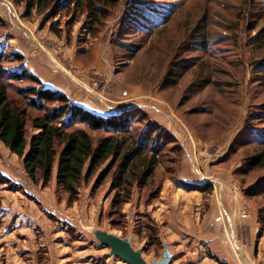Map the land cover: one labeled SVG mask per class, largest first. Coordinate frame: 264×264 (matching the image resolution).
<instances>
[{"label": "rangeland", "instance_id": "obj_1", "mask_svg": "<svg viewBox=\"0 0 264 264\" xmlns=\"http://www.w3.org/2000/svg\"><path fill=\"white\" fill-rule=\"evenodd\" d=\"M133 1L155 13L151 20L131 16ZM157 18L167 20L159 26ZM51 23L61 30V36L51 32ZM84 23L85 16L71 19L64 12L46 22L44 16L34 12L25 16L23 6L11 0H0V52L9 55L24 51L37 56L35 51L44 52L42 42L46 37H39L41 34L54 36L63 47L74 49L81 60L90 61L94 55L106 73L88 71V82L83 85L79 74L84 76V72L74 70L73 82L94 97L98 116L118 115L122 108L140 106V110H129L146 114H132V119L138 117L130 130L136 139L154 133L150 124L157 120L162 134L157 140L154 133L150 149L159 153L160 168L148 187L139 191L134 185L131 201L115 214L110 210L111 173L106 174L105 165L93 176L82 178L77 200L68 203V195L56 186L54 177L46 184H33L24 172L22 160L0 143V175L9 180L8 185L0 186V264H125L102 246L100 236L109 234L129 238L132 248L141 250L142 258L151 264L161 259L163 246L156 223L144 205L151 202L157 184L178 160L173 132L184 143L181 131L186 129L192 136L189 129L197 124L202 130L213 127L209 136L217 135L220 125H227L225 131L235 136L238 127L242 132L246 123L252 129L254 142L245 156L264 154V0H117L97 38L90 37ZM132 49L134 56L129 55ZM20 67L24 68L23 63L9 58L3 63L6 70ZM129 83L146 91L144 100L126 101L117 93ZM12 86L17 89L30 84ZM9 94L17 99L14 91ZM150 103H158L164 110L158 113ZM40 114L29 110L27 138L35 132L31 119ZM74 129L85 130L94 145L111 136L106 130L92 131L82 125ZM234 141L223 140L224 146L230 142L231 147ZM194 167L190 180L203 186L201 171ZM263 176L264 171L255 173L250 189L256 190L254 184ZM216 188L218 200L221 192ZM196 248L211 260L209 248ZM177 253L169 264H203L198 258L180 262Z\"/></svg>", "mask_w": 264, "mask_h": 264}, {"label": "trees", "instance_id": "obj_2", "mask_svg": "<svg viewBox=\"0 0 264 264\" xmlns=\"http://www.w3.org/2000/svg\"><path fill=\"white\" fill-rule=\"evenodd\" d=\"M11 1L16 6H23L25 16L34 12L44 16L46 22L61 15L62 12L71 16V19L76 16H85L86 31L92 39L97 38L99 29L104 26L117 2V0ZM133 3L135 9L131 10L134 13L131 16L138 15L142 16L144 21L151 20L154 12H150L149 8L139 1H133ZM157 20L160 26L167 19L157 18ZM50 30L55 36H61V30L55 23H51ZM133 51L135 49L129 51L130 56H134ZM7 58L18 64L24 61V57L19 53L6 55L0 52V143L11 154L22 160L24 172L33 184L37 185L40 182L46 184L54 177L56 186L68 195V203H74L79 195L78 188L82 178L93 176L105 165L106 174L111 173L110 189L113 197L110 210L119 214L122 207L131 201L134 185L141 191L153 183L154 175L161 164L157 158L159 153L150 148L154 146V133L157 134V140L162 134L160 126L152 122L150 126L155 128L154 133H147L140 140L136 139L130 135V130L131 123L138 119V117L132 119V114L139 110L126 111L108 117L98 116L83 107L71 104L65 94L45 88L40 80L25 68L4 69L3 63ZM12 83L30 84V86L15 89ZM10 91L15 92L17 99L10 96ZM28 109L41 113L31 119L35 132L29 138L26 136ZM135 114H140L141 117L146 116L140 111ZM77 125L85 126L92 131L106 130V133L111 136L98 140L94 145L85 130L74 129ZM220 126L223 129L218 128L217 135L222 130L225 131L227 127V125ZM212 128H210L211 131ZM251 130L245 123L243 131L228 152L235 158H242L241 167L235 173L244 179H253L255 173L264 171L263 153L245 156L246 150H249L248 146L254 142L251 139L253 136ZM259 140L262 141L261 138ZM177 148L178 160L170 172H165L167 177L175 173L176 165L181 158L182 149L179 146ZM8 184L9 180L0 175V186ZM254 185L256 190L249 189L248 196L256 198L259 204L260 236L264 232V176ZM182 186L188 191L209 190L206 185L183 183ZM153 196L155 193L151 194V197ZM210 258L218 264H226L212 255Z\"/></svg>", "mask_w": 264, "mask_h": 264}, {"label": "crops", "instance_id": "obj_3", "mask_svg": "<svg viewBox=\"0 0 264 264\" xmlns=\"http://www.w3.org/2000/svg\"><path fill=\"white\" fill-rule=\"evenodd\" d=\"M39 37H46L45 42H42L46 52L35 51L38 55L32 57V54L23 51L21 54L24 57V68L35 75L45 88L63 93L72 104L99 114L94 97L82 92V89L79 90L86 88L73 82L71 74L74 70L84 72V76L81 74L79 76L82 78L81 84L85 85L88 82V71L98 70L105 74V67L94 55L90 61L81 60L74 49L71 48L70 51L69 48L63 47L54 36L40 34ZM54 55H59V58H55ZM65 65L68 70L64 71ZM145 92L129 83L121 87L117 93H121L126 101H130L132 98L144 100ZM151 105L158 113L160 109L164 110L158 103ZM132 107L122 108L118 113L132 110ZM134 108L140 110L141 107L136 105ZM182 120L184 121L183 118ZM154 122L158 123L157 120ZM168 130L169 128L166 129L167 133ZM189 130L192 136L186 129L181 131L184 143L173 132V138L182 149L181 158L176 165L175 173L159 181L157 192L154 191L155 196H150L151 202L144 205V209L149 211L152 221L156 223L157 236L162 246L167 247L171 258L175 252H179L177 259L180 262L198 258L203 264H218L215 260L213 262L212 259L204 257L196 248V245L199 247L205 245V248H209L210 255L226 264H264V232L259 236V204L256 198L248 196L254 179H244L235 173L241 167L242 158L227 157L230 142L225 146L223 142L231 138L232 143L242 128L238 127L235 136L231 135L229 130L209 136L211 129L202 130L198 124ZM199 130L206 138L199 136ZM194 166L201 171L205 181L202 185L208 186V191H188L183 188V183L192 184L189 174L194 173ZM213 179L224 185L223 189L221 187L218 189L219 193L221 192L218 200L215 199L217 188L213 190L211 182Z\"/></svg>", "mask_w": 264, "mask_h": 264}, {"label": "water", "instance_id": "obj_4", "mask_svg": "<svg viewBox=\"0 0 264 264\" xmlns=\"http://www.w3.org/2000/svg\"><path fill=\"white\" fill-rule=\"evenodd\" d=\"M100 242L102 246L109 249L114 257L125 264H147L142 258L141 250H134L130 244L129 238H120L115 235H101ZM171 254L167 247H163L162 257L158 261H152L151 264H169Z\"/></svg>", "mask_w": 264, "mask_h": 264}, {"label": "built area", "instance_id": "obj_5", "mask_svg": "<svg viewBox=\"0 0 264 264\" xmlns=\"http://www.w3.org/2000/svg\"><path fill=\"white\" fill-rule=\"evenodd\" d=\"M16 18V17H15ZM29 33V40H31V37H32V35H31V33L30 32H28ZM33 40V39H32ZM212 182V184H213V188H216V186H218L219 188L221 187V185H220V183H219V181H215L214 179L211 181ZM217 184V185H216Z\"/></svg>", "mask_w": 264, "mask_h": 264}]
</instances>
